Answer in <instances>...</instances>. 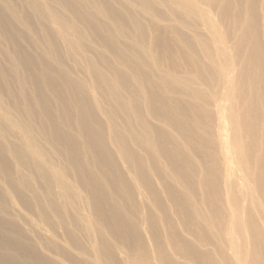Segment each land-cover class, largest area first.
<instances>
[{
  "label": "bare ground",
  "instance_id": "obj_1",
  "mask_svg": "<svg viewBox=\"0 0 264 264\" xmlns=\"http://www.w3.org/2000/svg\"><path fill=\"white\" fill-rule=\"evenodd\" d=\"M0 264H264V0H0Z\"/></svg>",
  "mask_w": 264,
  "mask_h": 264
},
{
  "label": "rangeland",
  "instance_id": "obj_2",
  "mask_svg": "<svg viewBox=\"0 0 264 264\" xmlns=\"http://www.w3.org/2000/svg\"><path fill=\"white\" fill-rule=\"evenodd\" d=\"M148 30L150 31V28H148ZM226 105H228V104L226 103Z\"/></svg>",
  "mask_w": 264,
  "mask_h": 264
}]
</instances>
